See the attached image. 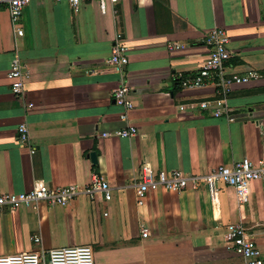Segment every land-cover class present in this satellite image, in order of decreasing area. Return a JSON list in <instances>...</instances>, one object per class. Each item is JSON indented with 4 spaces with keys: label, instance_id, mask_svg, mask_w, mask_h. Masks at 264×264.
<instances>
[{
    "label": "crops",
    "instance_id": "0c3cea01",
    "mask_svg": "<svg viewBox=\"0 0 264 264\" xmlns=\"http://www.w3.org/2000/svg\"><path fill=\"white\" fill-rule=\"evenodd\" d=\"M19 25L21 36L0 4V192L28 191L39 180L81 188L98 173L111 196L80 193L66 206L2 207L0 255L89 245L95 264H244L223 241L224 226L233 222L264 255L263 183L249 184L245 203L219 183L148 192L140 206L134 197L143 164L204 174L244 156L264 158V0H108L104 13L95 0L76 12L66 0H29ZM215 27L228 35V70L259 74L231 85L232 121L198 107L215 95L213 87L179 82L196 73ZM116 31L127 47L123 77L106 63ZM15 57L29 72L19 97L6 77ZM121 78L133 105L126 121L111 96ZM19 123L28 128L23 146ZM126 124L136 134L99 136Z\"/></svg>",
    "mask_w": 264,
    "mask_h": 264
},
{
    "label": "built area",
    "instance_id": "2783aa9c",
    "mask_svg": "<svg viewBox=\"0 0 264 264\" xmlns=\"http://www.w3.org/2000/svg\"><path fill=\"white\" fill-rule=\"evenodd\" d=\"M28 1L0 0V4L6 6L10 25L17 36L22 35L19 21L22 10ZM83 1L91 0H66L73 12L78 10ZM95 1L100 12L104 13L107 10L108 0ZM227 42L228 35L224 29L218 27L210 29L205 38V43L208 46L205 59L194 75L181 78L179 82L182 87L196 88L205 85L213 87L215 95L211 99L199 101L198 107L202 110L210 109L213 116L223 115L228 121H232L234 116L226 104V95L231 85L246 83L259 77V74L253 70L242 74L229 71ZM127 61V47L124 44L122 34L116 31L106 63L123 77V69ZM28 76V70L15 57L6 72L10 91L14 96H21L24 82ZM130 92V87L121 78L118 86L111 93L113 102L120 107L118 118L122 121L127 120L133 107ZM136 132L137 130L133 125L126 124L118 129L103 131L99 136L129 137ZM16 133L18 144L26 145L28 142L26 124L19 123L16 126ZM33 151L31 149L30 153ZM255 181L264 184V158L250 159L244 156L228 165H218L204 174L186 173L180 169H171L167 172L155 171L149 165L143 164L137 172L134 197L136 205L140 206L144 203L148 192H180L187 188H197L200 183L209 187L219 183L233 189L237 203H245L248 200V186ZM80 193L89 198L100 195L103 200H109L111 196L109 185L105 179L98 173H92L89 181L81 188L74 184L50 187L39 180L35 181L28 191L0 192V209L4 206L9 209H15L22 205L36 207L40 202H45L49 206H66ZM140 235L146 237L147 229L142 228ZM29 239L34 244H38L40 241L36 235H31ZM223 241L227 248L243 258L244 264H264V255L261 249L242 223H227L224 226ZM0 264H95V261L92 248L89 245H72L48 249L37 248L0 255Z\"/></svg>",
    "mask_w": 264,
    "mask_h": 264
},
{
    "label": "water",
    "instance_id": "95a60500",
    "mask_svg": "<svg viewBox=\"0 0 264 264\" xmlns=\"http://www.w3.org/2000/svg\"><path fill=\"white\" fill-rule=\"evenodd\" d=\"M90 158L94 161V154L90 153Z\"/></svg>",
    "mask_w": 264,
    "mask_h": 264
},
{
    "label": "rangeland",
    "instance_id": "374dc122",
    "mask_svg": "<svg viewBox=\"0 0 264 264\" xmlns=\"http://www.w3.org/2000/svg\"><path fill=\"white\" fill-rule=\"evenodd\" d=\"M92 252H93V250H92ZM93 257H94V252H93ZM94 261H95V259H94Z\"/></svg>",
    "mask_w": 264,
    "mask_h": 264
}]
</instances>
